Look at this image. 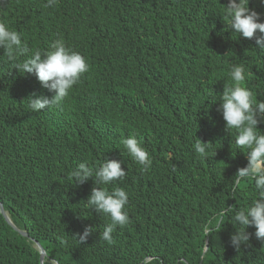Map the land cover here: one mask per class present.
<instances>
[{"label":"trees","instance_id":"1","mask_svg":"<svg viewBox=\"0 0 264 264\" xmlns=\"http://www.w3.org/2000/svg\"><path fill=\"white\" fill-rule=\"evenodd\" d=\"M45 3L0 0V23L29 49L10 61L0 48V202L28 233L0 211V264H42L35 240L46 252L43 264H264L255 228L246 229L249 242L237 251L230 242L236 228L219 215L256 198L253 181H236L246 150L235 147V130L226 131L218 111L233 65L244 66L241 86L253 101H264V49L244 43L230 52L227 35L237 36L222 15L227 0ZM249 7L262 14L264 0H249ZM59 38L86 58L89 71L62 106L32 112V93H54L14 64ZM123 117L130 131L161 135L146 171L116 136L126 130L110 128ZM258 129L264 132V123ZM197 138L210 142L207 159L194 151ZM106 158L126 171L107 187L129 196L128 224L114 230L111 244L99 238L109 219L85 202L94 178L79 185L70 178L79 163L95 169ZM86 226L93 234L81 244Z\"/></svg>","mask_w":264,"mask_h":264},{"label":"clouds","instance_id":"2","mask_svg":"<svg viewBox=\"0 0 264 264\" xmlns=\"http://www.w3.org/2000/svg\"><path fill=\"white\" fill-rule=\"evenodd\" d=\"M57 2L58 0H46L43 6L52 8ZM224 5L223 18L227 19L232 35L237 36V38L233 36L232 39L227 35L230 52L236 53L238 46L244 43H248L252 48L257 46L258 49H264V13L260 14L250 9L249 0H227ZM0 48L4 50L10 61H15L18 56L29 52L22 42L21 34L4 23H0ZM241 50H243L242 46ZM13 68L23 74H34L44 88L54 93L50 98L35 93L27 98V107L32 112H40L43 109L62 106L74 86L89 71V64L80 52L71 50L66 46L65 41L59 38L50 44V50L42 53L37 49L29 58L15 63ZM229 75L233 83L220 95L218 111L225 121L226 131L235 130V147L244 153L246 150L247 165L238 168L234 175L236 181L238 183L242 179H250L254 182L256 192V198L246 208L236 209L227 206L219 213L221 218L228 215L231 224L236 228L230 236V242L238 251L242 245H247L249 242L250 234L246 231L249 226L255 228V238L264 243V132L258 129V124L264 123V101L258 103L253 101L251 90L241 86L245 81L243 65H233ZM110 128L126 130L125 133L119 132L116 136L121 138L123 148L132 160L141 166V170H148L152 164L148 152L151 151V147L158 149L161 146V135H143L140 134L139 129L130 131L127 129L124 117L116 118V122ZM193 147L198 157L208 158L210 142H202L197 138ZM121 163L119 160L106 158L98 168L93 169L81 162L70 173V178L76 181V185L94 178L95 186L85 202L90 209H95L97 213L109 219L110 222L103 232L99 233V238L109 244L113 242L114 230L125 227L129 221L128 212L125 210L129 202L128 193L122 187H112L111 190L107 187L123 180L126 176ZM3 211L8 216L4 207ZM13 225L15 226L14 223ZM204 231L209 234L212 229L205 226ZM92 234L93 226H86L83 233L78 235L79 242L86 243ZM206 247L208 249V241L204 252L207 251ZM37 249L39 250L38 246ZM45 257L46 252L43 260L40 258L42 264Z\"/></svg>","mask_w":264,"mask_h":264},{"label":"water","instance_id":"3","mask_svg":"<svg viewBox=\"0 0 264 264\" xmlns=\"http://www.w3.org/2000/svg\"><path fill=\"white\" fill-rule=\"evenodd\" d=\"M0 211L2 212V214H3V216H4V218H5V220L16 230V231H18L21 235H23V236H28V234L25 232V231H22V230H19L17 227H15L14 225H13V223L11 222V220L9 219V217L5 214V212L3 211V206H2V204L0 203ZM36 244H37V246H38V248H39V250H40V252H41V260H43V258H44V255H45V251H44V249H43V247L36 241ZM206 249H207V247H206Z\"/></svg>","mask_w":264,"mask_h":264}]
</instances>
